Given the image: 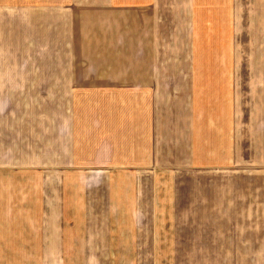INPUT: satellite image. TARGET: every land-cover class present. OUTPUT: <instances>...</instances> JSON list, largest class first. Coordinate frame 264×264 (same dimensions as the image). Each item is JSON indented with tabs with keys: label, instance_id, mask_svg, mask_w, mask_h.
<instances>
[{
	"label": "crops",
	"instance_id": "obj_1",
	"mask_svg": "<svg viewBox=\"0 0 264 264\" xmlns=\"http://www.w3.org/2000/svg\"><path fill=\"white\" fill-rule=\"evenodd\" d=\"M204 2L0 0V259L264 264V0H213L200 60ZM195 165L215 169L213 235L153 218Z\"/></svg>",
	"mask_w": 264,
	"mask_h": 264
},
{
	"label": "rangeland",
	"instance_id": "obj_2",
	"mask_svg": "<svg viewBox=\"0 0 264 264\" xmlns=\"http://www.w3.org/2000/svg\"><path fill=\"white\" fill-rule=\"evenodd\" d=\"M243 0H240V3ZM254 5L249 3V10L253 12H261L259 9H262V3H258L263 0H253ZM264 5V3H263ZM230 7V4L227 5ZM245 3L239 6V11H243ZM222 14V29H221V38H222V49H223V58H227V51L230 49V44H232V36L229 28H225V19L227 18V13L224 10H219ZM214 4L213 0L211 2H204L201 7L200 13V23L201 26L199 30L201 31V36L199 37V59H212L213 58V43L215 38V31L217 33V39L219 38V30L213 29L214 27ZM201 45H204L203 49ZM232 48V46H231ZM202 50V51H201ZM230 52V51H229ZM201 72V67H200ZM201 86V85H200ZM201 92V91H200ZM84 101H79L82 103ZM201 104V98H200ZM201 109V107L199 108ZM184 167L182 171L174 173V182L173 185L168 182V186L162 188L164 184L163 180L159 181L158 190L159 195L155 196V202L159 205L153 218L158 219H179V220H201L202 224L206 226H201V236L203 235H213L214 227L212 221L216 216L215 208L219 207V198L217 193L219 192V187L217 188V182L215 180V169L212 166H206L201 168V165H195L194 167L190 166L189 170ZM168 178L171 176V172L159 173V176ZM172 178V177H171ZM163 179V178H162ZM79 220L84 219V212L80 211V206H84V190L81 189L79 185ZM162 204V205H161ZM84 208V207H82ZM220 213L218 212V216ZM219 218V217H218ZM114 230V229H112ZM150 229H143V232H149ZM154 230V229H153ZM161 230V229H158ZM171 230V229H167ZM180 230V229H177ZM111 232V231H110ZM129 234V231H126ZM78 234H84V229H78ZM0 264H7V261L0 259Z\"/></svg>",
	"mask_w": 264,
	"mask_h": 264
}]
</instances>
